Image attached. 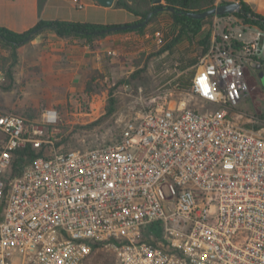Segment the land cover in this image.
Segmentation results:
<instances>
[{"label": "built area", "instance_id": "obj_1", "mask_svg": "<svg viewBox=\"0 0 264 264\" xmlns=\"http://www.w3.org/2000/svg\"><path fill=\"white\" fill-rule=\"evenodd\" d=\"M253 51L213 40L188 89L173 81L86 150L59 151L55 109L0 113V264H264V133L229 114ZM27 146L44 154L13 174Z\"/></svg>", "mask_w": 264, "mask_h": 264}, {"label": "rangeland", "instance_id": "obj_2", "mask_svg": "<svg viewBox=\"0 0 264 264\" xmlns=\"http://www.w3.org/2000/svg\"><path fill=\"white\" fill-rule=\"evenodd\" d=\"M172 28L169 12H160L145 29L149 35L148 50H140L136 45L133 56L126 55V50L120 52V62L110 65L105 79L95 77L96 82H90L83 92L73 96L72 101L67 88L54 86L47 81L46 87L26 88L20 82L16 85L11 83L10 88L5 90L10 85L5 78L10 57L7 52L0 51V73L4 77L0 83V113L11 112L30 121H39L45 109H55L59 121L53 138L59 151L86 150L113 143L127 120L152 107L154 102H150L151 99L158 92L171 89L178 75L194 69L193 66L180 71L179 67L186 64L188 59L198 56L201 48L197 45L188 46L183 42L170 53L156 54L163 44H158L156 37H150L152 31H157L165 39ZM206 34H209L207 49L213 40L231 44L236 37L245 40L247 46L254 43L264 45V34L246 27L233 16L214 17L203 26L200 37ZM259 53L255 48L252 55L264 60V55ZM111 58L116 59L117 56ZM247 70L250 97L240 102L236 109H230L229 114L241 126L258 131L264 128V66L257 63L256 67H247ZM251 80L259 88H255ZM188 107L201 111L216 108L197 99H192Z\"/></svg>", "mask_w": 264, "mask_h": 264}, {"label": "crops", "instance_id": "obj_3", "mask_svg": "<svg viewBox=\"0 0 264 264\" xmlns=\"http://www.w3.org/2000/svg\"><path fill=\"white\" fill-rule=\"evenodd\" d=\"M115 1L110 7H102L94 0H0V28L23 33L40 20L69 21L107 27L131 24L137 20L131 13L117 8L114 5ZM220 1L216 0V3ZM243 2L254 13L264 16V0H243ZM249 28L264 34L255 27ZM156 33L158 32L152 31L150 37H155ZM148 38L146 30L142 35L116 33L105 36L96 42V48L92 49L81 40L59 38L54 31L45 29L35 35L28 44L18 49V61L12 83L16 85L22 82L23 87L33 88L46 87L47 81L54 86L67 88L71 93L69 97L72 101L73 96L83 92L90 82H96L95 77L102 76L105 79L110 65L113 62H120L118 59L120 52L126 50V55L133 56L136 45L140 50H148ZM236 41L245 44V40L237 37L233 42ZM251 46L254 50L256 48L260 51L259 54L264 55V45L254 43ZM116 56V59L111 58ZM256 57L257 63L264 66V60L260 56ZM247 67H255V65L249 63ZM252 82L255 88H259L254 81ZM258 131L264 133V128Z\"/></svg>", "mask_w": 264, "mask_h": 264}, {"label": "trees", "instance_id": "obj_4", "mask_svg": "<svg viewBox=\"0 0 264 264\" xmlns=\"http://www.w3.org/2000/svg\"><path fill=\"white\" fill-rule=\"evenodd\" d=\"M152 1L153 0H116L114 5L117 8L123 9L134 15L137 20L133 23H138L141 22L150 11H153L157 7L173 8L175 12H202L219 4L234 2L239 4L240 8L238 12H235L232 15L219 16L217 18L233 16L240 20L243 25L247 27H255L258 30L264 32V16L254 13L250 9V7L243 2V0H221L219 3H216V0H161L162 4L159 5H153ZM158 15H160V13L153 15L150 18L149 22L143 28L111 33L105 32L107 26L69 21L40 20L34 27L23 33H15L6 28H0V51L7 52L10 57V63L5 72V78L10 85L5 87L4 89L8 90L11 86V83L13 82L14 68L18 61V49L28 44L35 35L39 34L45 29L54 31L59 38L81 40L84 43L88 44L92 49H95L97 45L96 42L111 34L136 33L142 35L145 29L158 17ZM169 15L171 17L173 28L167 34V37L165 39L163 38L164 43L159 48L156 54L165 52L170 53L172 52L173 48H175L179 44H182L183 42H186L188 46L194 47L197 45V47L201 48V51L197 57L188 59L186 64L179 67L180 71H184L186 70V67H193L197 63L198 57L202 56L203 53L207 50L209 34H206L204 37L200 36L203 26L214 17H208L203 20H193L174 12H169ZM226 45L231 46L235 50H240L245 46V44L237 41ZM251 58L253 61L258 60L257 57L253 55H251ZM181 62H183V59L181 60ZM193 75L194 69H191L185 74L182 73L181 75H178V77H176V79L174 80V83L178 84L179 89L186 90L190 86ZM89 88L90 87H88V89ZM43 154L44 152L42 150L35 151L30 146L18 150L13 161L12 173L17 174L23 162L27 160H33L34 158L42 156ZM153 233L154 235H157V232L155 233L153 231Z\"/></svg>", "mask_w": 264, "mask_h": 264}, {"label": "water", "instance_id": "obj_5", "mask_svg": "<svg viewBox=\"0 0 264 264\" xmlns=\"http://www.w3.org/2000/svg\"><path fill=\"white\" fill-rule=\"evenodd\" d=\"M98 5L102 7H110L115 0H94ZM161 0H153V5H159L161 4ZM239 4L238 3H225V4H219L214 7L208 8L202 12H191V11H179L175 12L173 8H166V7H157L153 11H150L145 18L138 23H131L126 25H120V26H113V27H107L105 29L106 33L111 32H118V31H126V30H134V29H140L143 28L150 20V18L160 12L168 11V12H174L181 16H185L188 18H191L193 20H203L208 17H219L223 15H232L235 12L239 11Z\"/></svg>", "mask_w": 264, "mask_h": 264}]
</instances>
